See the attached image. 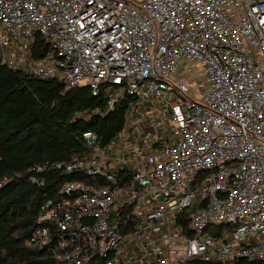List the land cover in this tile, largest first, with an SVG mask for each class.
<instances>
[{"label": "built area", "instance_id": "built-area-1", "mask_svg": "<svg viewBox=\"0 0 264 264\" xmlns=\"http://www.w3.org/2000/svg\"><path fill=\"white\" fill-rule=\"evenodd\" d=\"M0 63L108 109L132 98L107 143L86 132L50 165L83 177L40 204L28 247L54 264H264V0H0Z\"/></svg>", "mask_w": 264, "mask_h": 264}, {"label": "trees", "instance_id": "trees-1", "mask_svg": "<svg viewBox=\"0 0 264 264\" xmlns=\"http://www.w3.org/2000/svg\"><path fill=\"white\" fill-rule=\"evenodd\" d=\"M47 49L37 37L31 55L40 57ZM131 99L122 95L108 109L104 93L94 95L88 86H67L0 63V264H54L48 249L30 248L26 240L40 204L55 197L64 180L83 175H62L50 165L84 153L86 132L107 143L122 128ZM180 264L225 263L195 258Z\"/></svg>", "mask_w": 264, "mask_h": 264}, {"label": "rangeland", "instance_id": "rangeland-1", "mask_svg": "<svg viewBox=\"0 0 264 264\" xmlns=\"http://www.w3.org/2000/svg\"><path fill=\"white\" fill-rule=\"evenodd\" d=\"M195 66H196V68H197V69H196L197 75H198L201 79H204V72H203V70H202L200 64H199V63H196ZM193 85H194V84H193Z\"/></svg>", "mask_w": 264, "mask_h": 264}]
</instances>
